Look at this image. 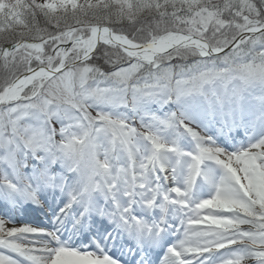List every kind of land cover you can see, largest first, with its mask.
I'll use <instances>...</instances> for the list:
<instances>
[{"label": "snow or ice", "instance_id": "snow-or-ice-1", "mask_svg": "<svg viewBox=\"0 0 264 264\" xmlns=\"http://www.w3.org/2000/svg\"><path fill=\"white\" fill-rule=\"evenodd\" d=\"M0 70V264H264V0H0Z\"/></svg>", "mask_w": 264, "mask_h": 264}, {"label": "rangeland", "instance_id": "rangeland-1", "mask_svg": "<svg viewBox=\"0 0 264 264\" xmlns=\"http://www.w3.org/2000/svg\"><path fill=\"white\" fill-rule=\"evenodd\" d=\"M0 72L2 73V74L0 75V77H2V76H3V71L1 70Z\"/></svg>", "mask_w": 264, "mask_h": 264}]
</instances>
